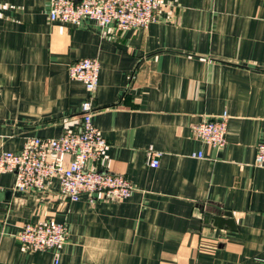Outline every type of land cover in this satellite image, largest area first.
<instances>
[{
    "label": "crops",
    "instance_id": "crops-1",
    "mask_svg": "<svg viewBox=\"0 0 264 264\" xmlns=\"http://www.w3.org/2000/svg\"><path fill=\"white\" fill-rule=\"evenodd\" d=\"M163 2L157 21L118 30L51 21L49 0H0V152L77 129L88 92L68 65L96 58L92 120L107 146L88 165L134 187L120 201H70L56 179L22 193L0 173V264H264V168L253 165L264 138V0ZM223 111L225 144L197 139L192 126ZM205 211L231 212L234 228ZM27 222L65 224L57 262L23 248Z\"/></svg>",
    "mask_w": 264,
    "mask_h": 264
},
{
    "label": "built area",
    "instance_id": "built-area-1",
    "mask_svg": "<svg viewBox=\"0 0 264 264\" xmlns=\"http://www.w3.org/2000/svg\"><path fill=\"white\" fill-rule=\"evenodd\" d=\"M163 0H49L48 17L63 24H77L88 18L101 27L113 24L118 30L145 28L158 20ZM100 64L96 58H80L68 65L71 79L80 81L88 97L80 105L81 123L75 130H66L57 137H27L18 151L0 152V173L14 175L13 189L18 192H42L56 179L59 194L70 201L83 195L90 202L98 196L123 200L134 191L122 174L89 166L98 162L107 141L92 120V94L97 87ZM228 114L205 118L192 126L195 137L221 148L226 141ZM160 153L149 148L147 163L157 167ZM192 157H203L193 152ZM68 158V159H67ZM253 165L264 168V138L256 145ZM66 226L62 222L24 223L17 239L28 252L51 250L55 262L66 241Z\"/></svg>",
    "mask_w": 264,
    "mask_h": 264
},
{
    "label": "water",
    "instance_id": "water-1",
    "mask_svg": "<svg viewBox=\"0 0 264 264\" xmlns=\"http://www.w3.org/2000/svg\"><path fill=\"white\" fill-rule=\"evenodd\" d=\"M205 221L212 220L213 224L218 227H223L224 225L234 228V222L231 216V212H225L223 215L212 214L208 211L204 212Z\"/></svg>",
    "mask_w": 264,
    "mask_h": 264
}]
</instances>
